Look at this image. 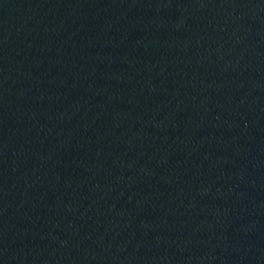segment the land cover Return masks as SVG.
Segmentation results:
<instances>
[{"label": "water", "instance_id": "water-1", "mask_svg": "<svg viewBox=\"0 0 264 264\" xmlns=\"http://www.w3.org/2000/svg\"><path fill=\"white\" fill-rule=\"evenodd\" d=\"M0 264H264V0H0Z\"/></svg>", "mask_w": 264, "mask_h": 264}]
</instances>
